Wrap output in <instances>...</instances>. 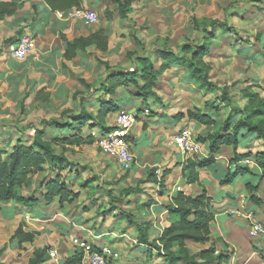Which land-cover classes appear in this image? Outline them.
I'll return each mask as SVG.
<instances>
[{"label": "crops", "instance_id": "0c3cea01", "mask_svg": "<svg viewBox=\"0 0 264 264\" xmlns=\"http://www.w3.org/2000/svg\"><path fill=\"white\" fill-rule=\"evenodd\" d=\"M0 1L16 5L14 14L0 20V120H4V124L0 126V135H7L0 139V148L6 144L9 150L17 140L29 144L37 129L43 130L49 138L81 136L79 143L74 140L73 143L55 145L56 152L63 145L79 146L87 140L85 133L81 135L83 132L80 126L85 123L96 127L98 125H95L96 119L82 123L76 119L83 112L97 117L102 102L112 101L116 105L114 111L105 117V127L108 128L113 125L116 113L125 111L138 114L142 111V115L136 116L137 120L129 133L130 149L135 157L132 170L124 172L113 158L117 169L127 176L129 184L123 189L137 184L140 189L133 193H79L70 203L61 204L58 197L46 202L43 198L44 190H41L43 183L50 178H43L39 184L36 182L37 175L46 173L48 167H45L44 171L32 175L34 179H30L28 187L33 193H23L28 187L21 189L25 197L35 201L32 205L9 202L0 207V264H31L35 251L45 248H56L60 254V264H63L76 250L86 251L88 247L98 252L107 248L105 255L112 256L119 264H171L170 257L165 254L159 242L163 230L174 219L168 207L177 193L196 197L202 190L211 198L214 221L210 227L209 241L204 244L190 240L185 242L190 254L196 255L213 245L214 257L224 253L230 259L232 256L226 252L233 249L237 251L236 257L241 262L254 256L256 250L251 246V239L259 236L255 234L251 238L250 231L247 235L251 239L245 235L246 217L243 215L247 211H244V204L250 205L251 209L253 205L246 200L250 194L246 193L245 183L261 174L254 156L264 150V141L256 133H246L239 129L235 132L238 140L235 153L249 156L235 162L233 145L222 144L215 153H210L208 144L198 140V137L214 134L218 129L221 130L220 135L233 134L234 125L240 119L239 111L247 103L242 96L244 87L252 86L264 100V84L257 70L261 64L260 59L264 58L263 52L251 51L253 45H244L243 41L246 39L239 37L236 26L230 25L233 23L228 19L222 20L220 22L225 26L218 24L213 29L206 27L213 37L207 36L208 51L203 60L210 67V81L215 87L205 88L193 80L186 64L173 63L156 79L153 93L142 97L133 82L127 80L129 76L119 83L112 80L111 76L135 71L139 67L138 58H147L153 64L161 65L162 51L182 56L184 44L202 42L206 34L194 29L190 23L186 26L182 22L185 0H132L126 18L118 14L117 6L112 0H81L80 7L77 8L97 12L99 19L94 24H85L80 19L70 17L67 10L57 14L40 0ZM181 15L182 20L179 21ZM201 18L203 17L197 19ZM130 22L133 24L131 28ZM227 28L232 31L229 32ZM186 29L188 33L185 36ZM24 30L32 34L35 47L24 60H17L13 56V48ZM98 30H103L107 36L105 50L90 44L85 50L78 49L73 57L65 58V42L86 38ZM133 37L136 44L131 43L128 49L125 41ZM190 37H193L192 40L186 41ZM256 38L263 43L260 34ZM138 44L139 49L136 46ZM221 47L228 48V52L216 53L215 50ZM126 49L128 50L125 52ZM123 52L126 62L118 64L121 61L116 60ZM235 57L244 65L240 69L241 75L248 73L246 69L253 65L256 69L250 68L249 78L245 76V80L236 77L227 78L230 82H220L222 75H228L229 65ZM140 77L139 72L135 79L142 85ZM112 85L114 91L109 92ZM224 87L229 99L223 102L220 97ZM19 106L22 118H31L38 125L28 123L32 127L29 131L19 127L18 131L22 136L14 139L15 134L8 132L7 127L11 126L6 124L5 118L9 113H14V108L18 110ZM211 106L216 107L217 114ZM188 110L212 113L215 122L198 123L186 116ZM43 121H56L65 126H49ZM224 122L228 125L226 130L220 128ZM102 131L105 130L99 132ZM182 132H188L198 143L199 153H184L177 145L170 144L172 138ZM64 157L69 165L70 159L66 155ZM208 157H213L214 163L205 168H195L197 176L194 182L188 183L186 174L189 170L185 167L189 161ZM106 159L110 160L104 157ZM238 168L239 173L232 184H220L227 173L233 174ZM51 170L55 171L54 174L57 173V169ZM113 170L114 167L108 166L105 175L111 174V171L113 173ZM155 170H159V173L153 174ZM70 172L79 179L78 171H75V175ZM93 178L92 183L101 180L96 175ZM67 185L79 192L75 184ZM82 189L88 190L84 185ZM111 205L114 208L110 209ZM122 211L133 215L140 224L147 226L148 241L156 246L138 240L136 226L129 224ZM234 221H238L242 227L236 226ZM18 226L25 233H33V239L20 241L13 237ZM238 233L246 238L242 244L236 237ZM108 239L114 242L112 249L108 246ZM148 256L150 260L146 263ZM196 260L201 264H217L215 260L204 262L199 257ZM83 263L87 264L85 260ZM36 264L51 262L45 254L42 261Z\"/></svg>", "mask_w": 264, "mask_h": 264}, {"label": "trees", "instance_id": "16d2710c", "mask_svg": "<svg viewBox=\"0 0 264 264\" xmlns=\"http://www.w3.org/2000/svg\"><path fill=\"white\" fill-rule=\"evenodd\" d=\"M44 1L53 11H66L71 8L80 7L81 0H40ZM117 6V12L120 16L126 18L130 11V4L132 0H112ZM16 11V5L12 2L0 1V20L14 14ZM220 26H225L224 23H219ZM192 26L194 29L199 30L206 37L203 38L200 44L186 43L182 46V56H176L173 53L162 51L160 57H162L161 65L153 64L147 58H138V68L135 71H131L128 74H116L112 75V80L117 83L123 82V78L129 76L127 80H131L133 84L138 88L139 95L145 97L152 94V88L156 79L166 70L171 64H186L193 80L199 83L205 88H213L215 84L210 81L209 65L204 62L203 56L208 51V37H213L212 32L209 33L206 27L201 29V23L197 18H193ZM207 26V25H205ZM215 27V23L211 28ZM222 28V27H221ZM226 28V27H223ZM229 32L231 28H227ZM94 44L100 50H105L107 47V36L103 30H98L86 38L75 39L72 42H65V58H71L76 54L78 49L85 50V48ZM141 73L142 85H139L135 77L138 73ZM127 78V77H126ZM126 82V81H125ZM109 88V87H108ZM252 86H246L242 89V96L247 100L245 107L239 111L240 119L234 125L233 134L220 135V129L214 134H208L205 137H198V140L208 144V150L210 153H215L218 147L222 144L233 145L234 157L233 161L238 162L242 158L249 156L248 154L239 155L235 153V148L238 144L235 132L239 129H243L246 133H256L259 138L264 141V100L259 94L252 89ZM109 92L114 91V86L108 89ZM221 100L228 101L226 88H222ZM209 105V104H208ZM207 106V105H206ZM208 107V106H207ZM116 105L112 101H106L101 103L98 116L93 117L83 112L76 119L80 123L86 120L96 119L95 125L101 126L103 130L109 129L105 127L106 115L114 111ZM217 114L216 107L211 106ZM186 116L190 119L196 120L201 124H212L215 122V118L212 113H205L202 111L188 110ZM45 125H58L59 127L65 126L57 123L56 121H43ZM225 130L228 125L224 122L222 127ZM77 135L70 138L59 137H47L43 130L37 129L30 138V143L25 144L20 140L11 147V149L0 148V207L2 204L9 202H15L22 205H32L35 201L30 197H25L22 194L21 189L28 187L30 183V176L38 172L44 171L46 166L51 169H57L53 177H50L48 181L43 183L44 188V200L50 202L53 198L58 197L61 204L64 202H72L78 197L79 193L71 189L67 183L61 178L59 174L62 171L63 164H66V158L63 154H58L55 150V145L67 143H79L80 138ZM8 145L5 144L4 147ZM258 168L261 170L259 176L264 175V150L259 151L254 156ZM214 163L213 157L196 159L189 161L186 165V170H189L186 174L187 182L192 183L197 176L195 168H205ZM239 173V168L233 174L227 173L220 181L221 185L232 184L236 175ZM154 174V172H153ZM92 182V181H91ZM162 180L160 182L161 186ZM246 188L251 185L250 180L245 183ZM256 186V185H255ZM123 189L121 192L128 193ZM173 203L169 205L168 209L171 215L174 216L173 221L170 222V226L165 228L159 238V242L165 251V254L170 257L171 264H201L196 260L199 257L204 262H211L215 260L217 264L227 262L229 256L224 253H219L214 257V246L210 245L209 248L199 251L196 255H191L189 249L185 246V242L190 240L195 243L204 244L209 241L210 227L214 221L212 214L211 198L207 195L205 190H202L201 194L196 197L186 196L179 192L173 197ZM114 208L112 205L110 207ZM122 215L126 216L129 224L136 226L138 232V240L141 243L156 246L155 243L148 241V228L143 224H140L133 215L128 212L122 211ZM13 237H17L20 241H31L34 237L33 233H25L21 226H18L13 233ZM175 247V250H174ZM48 248L35 251L34 259L31 264H36L42 261L44 255H47ZM82 250H76V252L68 257L63 264H82Z\"/></svg>", "mask_w": 264, "mask_h": 264}, {"label": "rangeland", "instance_id": "374dc122", "mask_svg": "<svg viewBox=\"0 0 264 264\" xmlns=\"http://www.w3.org/2000/svg\"><path fill=\"white\" fill-rule=\"evenodd\" d=\"M185 3L186 4H185V10L183 13V20H182V15H181L179 17V21L182 20V22H185L186 26H188V23L192 25V20L195 16L197 18L203 17L201 19H198L199 22L201 23V29H203L204 27H208V26L211 27L213 23H215V25H218L217 22L222 23L220 21L228 19L231 23H233L230 25L236 26L237 31L240 35L239 37H241L242 39H246V41H243L244 45L249 43L253 45L254 47L251 49V51L259 50L260 52H263L264 54V0H185ZM240 18L241 19L243 18V21L240 22L241 20ZM131 27H133L132 22H130L129 24V28ZM187 33L188 31L186 29L185 36L187 35ZM257 34H260L262 36L263 43L257 40L256 38ZM197 36L198 34L196 35V37ZM123 38H126V37H123ZM191 38L193 37H190V39H186V38L185 39L186 41L190 42L192 40ZM142 39L144 41V38ZM134 42L136 44V39H134V37L132 39L128 38V40L125 41V45L129 49V46L131 45V43H134ZM233 42L235 43L236 40H233ZM144 43L145 41L143 42V44ZM136 46H137V49H139L140 44ZM225 47L223 48L221 47L215 50L217 51L216 53H218V51L219 53H227L228 48H225ZM128 49L124 51L126 52ZM125 52H123L121 56H119V59L116 60V61H121V62H117L118 64L119 63L125 64L126 62V59H124ZM260 62L261 64L257 68V70H259L260 80L262 84H264V58L262 60L260 59ZM243 67L244 65L240 62L239 58L235 57L234 61L229 65L228 75L227 76L222 75L220 78V82H224V81L230 82L227 80V78L233 79L236 77H242L243 79L245 76H248L249 78V69L253 68L254 65L253 67H249L248 69H246L248 73L241 75L240 69ZM254 69H256V67H254ZM220 92L221 90L219 91V93ZM17 108L19 109L17 110L14 108V113L12 112L9 113V116L5 118L7 119L6 124L11 126V127H7L9 128L7 130L8 132L15 134L14 139L22 136V133H19L18 131L19 127H21L23 130L29 131L31 130L32 127L28 123L38 125V124H35L31 118H28V117L22 118L23 113H22V110L20 109V106ZM131 113L134 114V112H131ZM140 115H142V111H139L138 114H136V116H140ZM136 120H137V117L135 119V122ZM2 121L4 120H0V126L4 124V122ZM22 121H25V122H22ZM87 125L89 124L85 123L84 125H82L83 127L80 126L81 132H83L81 133V135L85 133L84 137L85 139H87L85 143H82L79 146L63 145V147L58 148V151H57L58 154L66 155L67 159L68 158L70 159L69 165L63 164L62 173H59L61 175V178L64 180L66 177L65 181H67V183L75 184V188L77 187L76 190H78L79 188L78 193H100V192L102 193H109V192L110 193H125L121 191L124 186H127L129 184L128 181L126 180L127 179L126 174L122 173L119 169H117L116 162L113 159L114 157L102 151V149L98 145L97 139L100 135L99 131L102 130V127L92 126L93 124L87 127ZM27 128H30V129H27ZM6 137L7 135L5 136L0 135V139H4ZM79 137L81 136L79 135ZM3 148L8 149V147H3ZM104 157H108L110 160H107V159L104 160ZM108 163L110 165H108ZM103 165L105 166L103 167ZM108 166L114 167L115 171L113 170V173L111 171L110 172L111 174L105 175V169H107ZM46 167H48L46 168L47 169L46 173H42L36 176V182L38 184L39 182H41L43 178L44 179L50 178L51 175H55L54 170H51V168L49 169V166H46ZM63 169H66V170H63ZM70 171L74 172V175H75V171H78L79 176H80L79 179H76L75 177H73ZM154 173L156 174V170L154 171ZM94 175L101 178V180L92 183L91 181L94 179L93 178ZM31 177L33 176L31 175L30 179ZM250 182H251V185H254V186L252 187L250 186L249 188H246L247 189L246 193L250 194L248 196V199L246 200L248 203H252L253 205L251 209L250 205L244 204V207H245L244 211H247V213L243 215L246 217L244 220L246 223L245 224L246 226L245 235L249 234V231H251V227L253 224L259 225L263 229V233L258 231L257 236H259V238H256V239H251L252 238L251 234H249L251 238H249L248 235L246 236L247 238L251 239V246L253 249L256 250V253L254 254V256L249 257V259L246 262H241L240 259L236 257L237 251L233 249L231 252L229 251L226 252V253H229L232 256V258H230L227 262H224L222 264H264V259H263L264 258V175L258 176V177L253 176V179L251 178ZM82 185H84V187L87 186L88 190H83L84 188L82 189ZM28 186H30V183ZM124 189H126L125 191H128V193H133L135 192V190L138 191L140 189V185L137 184L136 186H129L128 188H124ZM43 190L44 188H42L41 191ZM130 190H133V191H130ZM30 192H31V189L30 187H28L27 189H25L23 193H30ZM234 224L236 226L242 227V225L238 221H234ZM236 237L238 238L241 244L246 241V238L244 237L243 234L238 233ZM107 242H108V246L112 249L113 248L112 245L114 243L113 240L108 239ZM218 249L221 251L220 247ZM86 252L87 251H83L82 264H84L83 260L85 259ZM108 255H110V253H108ZM106 258H107V264H115V263L119 264L118 261L113 260L112 256L107 257L106 255ZM108 258H109V261H108ZM149 260H150V256L146 257V263L149 262Z\"/></svg>", "mask_w": 264, "mask_h": 264}, {"label": "built area", "instance_id": "2783aa9c", "mask_svg": "<svg viewBox=\"0 0 264 264\" xmlns=\"http://www.w3.org/2000/svg\"><path fill=\"white\" fill-rule=\"evenodd\" d=\"M61 12L56 11L57 14ZM67 14L75 19L82 20L85 24H94L99 19L97 12L89 9L71 8L67 10ZM34 47L35 43L32 34L28 30H24L15 42L13 56L17 60H24L33 51ZM135 119V113L118 112L115 115L113 125L109 129L102 131L97 139L102 151L112 155L124 172L131 171L135 162L129 143V133L135 123ZM170 144L177 145L184 153H199L198 143L193 140L188 132L175 135ZM158 173L159 170H156V174ZM258 231L263 233V229L259 225L253 224L250 234L254 236ZM86 251L84 260L87 264H107L105 255L108 252L107 248L98 252L88 247ZM47 255L51 264H60V254L56 248L48 249Z\"/></svg>", "mask_w": 264, "mask_h": 264}]
</instances>
